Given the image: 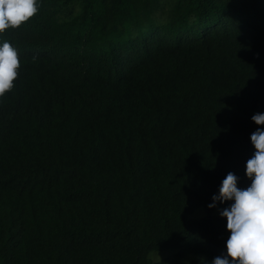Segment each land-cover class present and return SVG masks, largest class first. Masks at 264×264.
Instances as JSON below:
<instances>
[{
  "label": "trees",
  "instance_id": "16d2710c",
  "mask_svg": "<svg viewBox=\"0 0 264 264\" xmlns=\"http://www.w3.org/2000/svg\"><path fill=\"white\" fill-rule=\"evenodd\" d=\"M0 36V264H212L264 113V0H38ZM201 210L200 217L192 215Z\"/></svg>",
  "mask_w": 264,
  "mask_h": 264
},
{
  "label": "clouds",
  "instance_id": "9594fccd",
  "mask_svg": "<svg viewBox=\"0 0 264 264\" xmlns=\"http://www.w3.org/2000/svg\"><path fill=\"white\" fill-rule=\"evenodd\" d=\"M38 12V0H0V36L21 28ZM20 68L18 49L7 39L3 40L0 43V98L15 88ZM251 119L256 125L264 126V113H256ZM250 140L255 149L245 169L250 186L239 188L238 177L229 172L219 194L214 195L213 203L208 205L213 208L217 201H233L230 207L220 211L230 233L226 255L216 257L212 264H264V128L258 127Z\"/></svg>",
  "mask_w": 264,
  "mask_h": 264
},
{
  "label": "rangeland",
  "instance_id": "374dc122",
  "mask_svg": "<svg viewBox=\"0 0 264 264\" xmlns=\"http://www.w3.org/2000/svg\"><path fill=\"white\" fill-rule=\"evenodd\" d=\"M203 214L201 210H197L192 216L193 217H200ZM174 250H165V251H158V252H152L150 257L152 259V264H158V262H161L165 257L172 256ZM202 258V256H193V255H186L182 262L183 264H191V261L194 259Z\"/></svg>",
  "mask_w": 264,
  "mask_h": 264
}]
</instances>
